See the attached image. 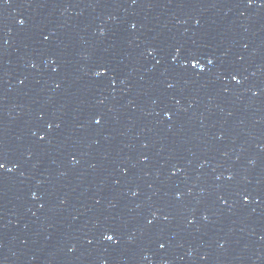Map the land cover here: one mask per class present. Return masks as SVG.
<instances>
[{"label": "water", "instance_id": "1", "mask_svg": "<svg viewBox=\"0 0 264 264\" xmlns=\"http://www.w3.org/2000/svg\"><path fill=\"white\" fill-rule=\"evenodd\" d=\"M0 163V264H264V0H0Z\"/></svg>", "mask_w": 264, "mask_h": 264}, {"label": "snow or ice", "instance_id": "2", "mask_svg": "<svg viewBox=\"0 0 264 264\" xmlns=\"http://www.w3.org/2000/svg\"><path fill=\"white\" fill-rule=\"evenodd\" d=\"M21 23H23V21H21ZM210 63H211V61H209ZM233 79H235V77H233ZM2 168H4V164L3 163H0V169H2ZM244 199L245 200H247L248 199V197L247 196H245L244 197ZM108 239H112V237L111 236H109V237H107Z\"/></svg>", "mask_w": 264, "mask_h": 264}]
</instances>
